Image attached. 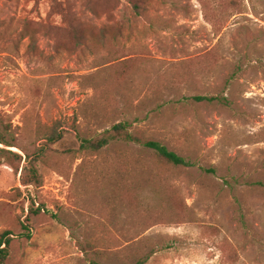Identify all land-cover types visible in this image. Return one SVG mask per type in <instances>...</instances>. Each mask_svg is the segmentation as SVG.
I'll return each instance as SVG.
<instances>
[{"label":"rangeland","instance_id":"obj_1","mask_svg":"<svg viewBox=\"0 0 264 264\" xmlns=\"http://www.w3.org/2000/svg\"><path fill=\"white\" fill-rule=\"evenodd\" d=\"M0 112L22 156L128 120L190 162L66 134L35 186L0 157L3 264H264V0H0Z\"/></svg>","mask_w":264,"mask_h":264},{"label":"trees","instance_id":"obj_2","mask_svg":"<svg viewBox=\"0 0 264 264\" xmlns=\"http://www.w3.org/2000/svg\"><path fill=\"white\" fill-rule=\"evenodd\" d=\"M135 1V0H130ZM134 7L137 5L134 3ZM34 30L25 29V36H29L34 46ZM14 43V41H13ZM215 99H223L219 96H206L197 95L193 96L191 100L193 102L213 101ZM132 123L128 120H120L112 124L109 128L102 130L101 132L86 137L83 136L79 130L72 125V127H64L62 122L56 120L50 125H46L43 136L41 137L42 142L32 143L33 147H20L23 152V156L15 153L8 147H18L17 136L12 132L11 125L5 121L4 115L0 112V157H3L5 161L15 163V168L18 169L22 162L21 168V180L24 185H35L38 186L41 183V177L37 169V163L45 157V146L48 144H54L64 138L66 134H72L78 143V149L80 152H99L103 148H107L115 143H121L125 145H137L146 150L151 151L153 155V162L158 167H184L189 166L190 162L182 155L178 154L174 150L169 149L165 144L152 139H145L139 136L130 129ZM66 153L74 152L72 149L65 151ZM210 171H212L210 169ZM40 211V207L34 209L33 212L37 213ZM25 226V225H24ZM10 232L5 230L0 233V264H3L8 256V248L11 240ZM102 252V251H99ZM152 255V251H147L141 255H137L132 262L127 264H146L149 257ZM93 264H102L94 262ZM119 264V263H115Z\"/></svg>","mask_w":264,"mask_h":264}]
</instances>
